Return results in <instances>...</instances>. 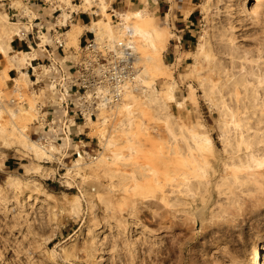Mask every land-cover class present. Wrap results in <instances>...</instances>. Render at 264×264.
Masks as SVG:
<instances>
[{
    "label": "rangeland",
    "instance_id": "rangeland-1",
    "mask_svg": "<svg viewBox=\"0 0 264 264\" xmlns=\"http://www.w3.org/2000/svg\"><path fill=\"white\" fill-rule=\"evenodd\" d=\"M0 4L13 23L17 6ZM198 6L194 42H179L174 21L186 0L146 16L156 51L132 39L143 88L159 101L136 94L130 121L120 109L116 123L77 125L69 143L59 125H38L37 138L30 111L4 106L0 94V264H264V0ZM107 13L115 35L121 26ZM23 137L51 155L24 147ZM210 197L196 229L193 211Z\"/></svg>",
    "mask_w": 264,
    "mask_h": 264
},
{
    "label": "built area",
    "instance_id": "built-area-1",
    "mask_svg": "<svg viewBox=\"0 0 264 264\" xmlns=\"http://www.w3.org/2000/svg\"><path fill=\"white\" fill-rule=\"evenodd\" d=\"M33 29L41 41L43 27L29 31ZM20 35L26 38L27 31ZM41 49L43 58L37 59L32 84L38 91L28 93V102L20 95L14 109H28L36 125H59L57 133L66 143L73 135L72 128L79 124L116 123L123 104L140 93L138 53L124 28L111 40L93 37L76 48L68 47L65 36L58 33L52 44ZM85 153L79 149L71 155Z\"/></svg>",
    "mask_w": 264,
    "mask_h": 264
},
{
    "label": "crops",
    "instance_id": "crops-1",
    "mask_svg": "<svg viewBox=\"0 0 264 264\" xmlns=\"http://www.w3.org/2000/svg\"><path fill=\"white\" fill-rule=\"evenodd\" d=\"M39 1L42 0H21V3L19 2V7L12 8V15L15 18L12 24L18 28V31L12 36L9 42L7 56L0 53V94L4 106L11 105L14 107L16 99H18L20 95L24 96L28 102L31 100V98L27 97L28 93L30 94L32 92L31 90L38 91L36 88L32 87V84L34 77L37 75V59L43 58L41 47L43 45L52 44V39L55 38L58 33H62L63 36H65L67 46L70 48H76L85 40L95 37L94 33L88 31L87 28L91 22L94 21L93 16H98L99 12L96 14L92 13V15L85 13L86 11L78 13L80 5L72 4L76 9L69 12V18L63 25L60 23L61 11L58 8L59 4L54 6L53 3L42 4L39 3ZM126 1L130 0H110L106 2L107 10L111 9L113 12H117V9L119 8L114 10L113 7L121 3L126 4ZM141 1H143V8L141 10L146 12V16L152 15L154 18L160 14L166 15L167 11H172L175 6V0L173 2L172 0ZM186 1L187 5L190 7L189 10L185 16L180 19L175 18L174 21L178 24L176 31L183 34V36L180 35L179 42H181L182 39L185 44H189V42H194V39H192V35L190 34L193 31L192 27L199 22V15L197 13L199 6L198 0ZM174 21L172 20V23ZM32 27H43V39H41V41L36 38L34 29L33 31H29ZM23 31H27L26 38L20 35V32ZM2 36L3 33L0 31V38ZM22 53L30 55L28 62L26 61L23 65H17V67L13 66V64H15L13 58L19 59ZM186 53V50H183L181 54L183 55ZM9 92H11V96L7 97ZM28 118L33 126L32 131L34 136L37 138H43L42 134L39 132L40 129L38 128V125L33 123L32 116H29ZM80 127L81 124L78 125L77 130H79ZM72 132H75V128H72ZM78 134L79 133H77V135ZM29 135H31V133H29ZM81 138L80 135L76 137V139ZM73 139H75V137L72 135L69 141H72ZM62 150H65V148H62ZM75 150L74 147H68L67 154L70 155L74 153ZM78 150L79 148L77 151Z\"/></svg>",
    "mask_w": 264,
    "mask_h": 264
},
{
    "label": "bare ground",
    "instance_id": "bare-ground-1",
    "mask_svg": "<svg viewBox=\"0 0 264 264\" xmlns=\"http://www.w3.org/2000/svg\"><path fill=\"white\" fill-rule=\"evenodd\" d=\"M4 1V0H0ZM12 1V4L19 7L20 3L17 0H10ZM59 3L58 8L61 11L60 14V23L63 25L67 22V19L69 18V12L73 11L76 9L74 5H72L71 0H57ZM0 4V8H1ZM80 8H84L85 11H91V13L96 14L99 12V16L101 18L96 21H92L91 24L88 26V31H91L94 33L95 37L97 40L108 38L109 40L114 38L113 31H112V25L111 21L108 19L109 14L107 13V3L105 0H82ZM96 8V10H93V8ZM146 12L145 11H138L136 13L132 14H126V13H120V12H114V17L117 19L119 26H121V29H126L130 33V37L136 38L141 41L142 46L149 48L151 51H156V45L154 43V37L153 34L155 33V30L149 29L148 27L145 26V21H146ZM130 23H133V25H129ZM0 26L1 31L3 33V36L0 38V53L4 54L7 56V50L9 49V42L14 34L17 33L18 28L14 26L12 23L8 22L7 15L3 13L0 10ZM76 34V33H75ZM74 34V35H75ZM201 50V47H199ZM29 54H21V57L19 59L13 58L15 61V64L13 66L17 67L20 64L23 65L28 62L29 59ZM147 79V70L144 68L141 70L138 80H139V87L138 91L141 94V97L144 98V102L146 104H152L155 101H159L157 99V92L154 87H150L149 89L143 88V84L145 83ZM174 88V83L170 84V91H172ZM127 103H124L123 106L121 107V110L127 114L128 121L131 120L133 116L132 108L133 105L135 104V99L130 97L126 101ZM11 119H14L16 116L14 113L10 114ZM108 145H112V141L108 140ZM23 146L26 148H32L35 153L39 155H44L48 156L50 154V150H44L41 146L39 147L35 142H32L28 140L27 137H23ZM48 154V155H47ZM81 159V157H80ZM76 160L74 163V166L77 167L79 165V160ZM106 158L100 154L99 156V161H104ZM72 174V171L68 172L66 176H64L62 179L66 180L65 182L69 184V178L68 176ZM2 190H0L1 192ZM78 198H75V202L77 204ZM78 207H76L77 209Z\"/></svg>",
    "mask_w": 264,
    "mask_h": 264
},
{
    "label": "water",
    "instance_id": "water-1",
    "mask_svg": "<svg viewBox=\"0 0 264 264\" xmlns=\"http://www.w3.org/2000/svg\"><path fill=\"white\" fill-rule=\"evenodd\" d=\"M212 202V197H210L209 201L207 202V204L197 208L196 210L193 211V216L195 218V223H196V229H199V227L201 226L203 220H204V216L206 214V212L208 211L210 204Z\"/></svg>",
    "mask_w": 264,
    "mask_h": 264
}]
</instances>
